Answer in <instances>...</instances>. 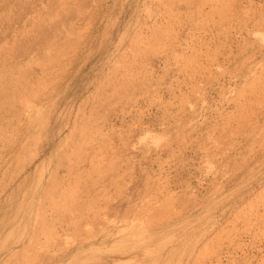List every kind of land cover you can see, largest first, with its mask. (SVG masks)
Listing matches in <instances>:
<instances>
[{
	"label": "rangeland",
	"instance_id": "obj_1",
	"mask_svg": "<svg viewBox=\"0 0 264 264\" xmlns=\"http://www.w3.org/2000/svg\"><path fill=\"white\" fill-rule=\"evenodd\" d=\"M144 3L151 1L0 0V263L10 262L11 255L19 252L26 242V237L16 239L20 233L18 224H24L29 232L41 225L37 210L41 200L50 218L52 203L42 193L50 184L60 156L64 165L53 184L57 185L55 194L62 195L68 187L69 181L66 183L65 179H70L69 175L75 177L76 183H86L90 188L88 201L99 202L101 208L107 204L108 218L100 226L108 227L113 234L105 243L118 239L116 232L124 228L121 222L124 216L130 220L139 213L148 193L158 188L154 179L159 181L160 188L171 189L172 194L184 196V201L190 204L174 221L171 219L156 228L159 235L149 241L147 248L102 254L98 264L123 261L162 264L169 255L168 264L176 263L182 256L181 251L212 225L213 235L222 230L225 238L216 249L218 254L209 256L206 264H264V236L257 235L262 226L258 219L264 218L263 198L258 199L251 214L234 219V226L230 223L235 201L240 196L246 198L254 192L252 189L264 183V144L254 147L249 138L231 133L233 125L227 127L226 121L221 122L224 116L218 109L222 110L225 103L221 88L214 86L204 101L195 100L191 109L185 107L169 94L170 89L177 90L183 78L186 79L181 62L172 54L166 68L161 56L144 61L141 55L146 52L140 44L142 51L130 70L132 82L125 89L119 87L122 73L113 63L124 51L136 53L138 45L131 47L130 39L134 38L136 22L143 18ZM154 10L159 11V6ZM184 36L180 32L178 37ZM239 63L225 65V70H233ZM40 68L45 70V81L44 85L39 83L41 88L36 91L39 84L34 81L38 82L39 78L34 74ZM17 69L18 79L2 86L8 81L3 78L10 79L12 70ZM115 76L119 80H114ZM24 77L33 86L26 85ZM111 82H120V85L118 88L106 86ZM39 92L41 95L37 97ZM23 95L49 117L46 127L27 128L20 109ZM224 107L228 112L233 110L232 106ZM213 123L226 129L227 134L211 133ZM73 124L77 131L71 135ZM82 125H87L83 135L78 129ZM3 128L9 137H2ZM39 135L41 142L36 144L35 137ZM218 135L227 137L226 148L212 142ZM35 145L40 150L38 156L30 163L26 160L21 168L23 153L29 154L32 149L28 151V148ZM250 146L254 147L252 151ZM221 152L231 156L229 160L219 161ZM70 153L75 167L73 174L66 168ZM203 153L211 155V161L219 163L230 174L222 179L219 173L214 179L213 174L207 173ZM13 172L16 176L10 178ZM218 185L220 190L211 197V191ZM61 209L52 216L58 233L75 231V227L61 225L56 219L67 216ZM116 217L119 222L108 225L107 220ZM246 221H257L259 227H245ZM82 224L83 221L79 222ZM13 228L17 230L1 244ZM77 228L80 230L81 226ZM88 248L85 246L82 250L85 252ZM78 252L77 247H72L58 255L54 264H84L69 262Z\"/></svg>",
	"mask_w": 264,
	"mask_h": 264
},
{
	"label": "bare ground",
	"instance_id": "obj_2",
	"mask_svg": "<svg viewBox=\"0 0 264 264\" xmlns=\"http://www.w3.org/2000/svg\"><path fill=\"white\" fill-rule=\"evenodd\" d=\"M145 1H151V3H144L143 18L138 19L136 22V31L133 32L134 38L130 39L131 47L138 45L136 47V53L134 51L132 53L124 51L113 63L114 68L122 73L120 74L122 84L119 87L125 89L129 85L127 83L131 81L129 77L130 70H133L134 64L137 62V54L142 51L140 45H143V50L146 52L145 55H141L144 56V61H148L152 57L156 58V56H161L163 58L164 68H166L170 59L169 55L172 54L181 62V70L186 72V79H188L186 81L183 78L184 81L176 87L177 90L170 89L169 94L173 98L177 99L180 104H184L185 107L191 109L193 108V102L195 100L204 101L206 98L204 96L208 90L218 85L222 91L220 95L225 99V103L221 102L223 109H218L220 114L224 116L221 118V122L226 121L224 125L227 127L228 125H233L235 128L234 130H230L231 133H240V136L244 135L247 140L249 138L250 141L252 140L254 147L264 144V0H258V2L255 0ZM158 6L160 10H154ZM187 24L188 27L186 26ZM187 28H189V31ZM180 32H184L185 36L178 37ZM66 37L69 38V35ZM236 62L240 63L233 70H225ZM225 65L229 66L224 67ZM43 69L40 68V72L34 74L37 80L39 78L38 82L34 81L35 84L40 83L44 85L45 70ZM18 70H12L9 75L11 76L10 79L4 77L3 80L8 81L4 82L2 86H7L9 85L8 83L11 84L12 79H18L16 76L19 73ZM114 80L119 79L115 76ZM222 80L227 81V83H221ZM24 81H26V85L33 86L32 81H27L25 77ZM40 84L37 85L38 88L36 87V91L40 90ZM109 85L118 88L120 82L106 84V86ZM28 86L24 87L28 88ZM104 88L105 85L103 84L102 89ZM26 90L22 91L26 92ZM156 93L158 97H161L158 91ZM40 95L41 92L37 94V97ZM94 97L95 95L92 94L91 98ZM20 103V109H23L25 125H27L28 129H31L35 125L42 128L46 127L49 117L45 115V112L41 108L33 104L31 99L24 95L21 97ZM224 106H232L233 110L231 112L229 111V113ZM216 125L214 124L212 127L211 133L220 132L219 134H227L226 129ZM86 126L82 125L78 128L81 129V135L86 133ZM76 127L73 124L71 135L77 131ZM1 132L2 137H9L8 132L4 128ZM213 141L216 145L221 144L226 148L224 144L227 141V137L224 138V136L221 137L218 135L212 139ZM39 142H41L40 135L35 137V143L37 144ZM254 147L250 146V149L248 148L249 151H252ZM28 151L29 154L25 151V154L23 153L24 156L20 159L21 168L25 165L26 160L30 163L33 158L37 157L40 150L35 145L33 148H28ZM226 155L225 152H221L218 160L225 161L227 158L229 160L231 156L228 157ZM71 156V153L67 155L68 165H66V168L69 174H73L75 168L72 166ZM202 160L206 161L208 167L207 173L213 174L214 179H217L216 176L219 173L222 179L230 174L229 170L221 169L219 163L211 161V155L203 153ZM63 165L60 156L57 157L55 171H52L50 184L45 187L42 193L43 198L52 203L53 209H51L50 218L46 216L45 203L41 200L37 205V210L39 211L38 222H41V225L29 232L24 224H18L20 233H17L16 239L20 241L26 237V242H24L25 244L19 252L16 251L11 255L10 262H1L0 264H54V260L57 259L56 257L58 255L65 253L72 247H77L79 252L71 257L70 263L81 261L84 264H98L102 254L114 252L124 253L131 249L147 248L149 241L152 238H157L159 235L156 228H160L168 223L169 220L181 216L185 207L190 206L186 202L188 200L184 201L186 199L184 196L172 194L171 189L160 188L161 184L154 179V184L156 183L158 188L148 193L149 196L146 198L142 208L139 209V213L137 215L135 214V217L130 220L124 216L121 219V222L124 223V228L121 227L116 232L118 239L110 243H105L113 234L111 231H108V227L100 226V222L108 218L105 214L108 212L107 204L105 207L103 206L104 208H101L99 202L95 203L94 200L92 202L88 201L90 188L86 183H76L75 177L69 175L70 179H65L66 183L69 181L68 187L62 192V195L57 196L55 194L57 185L54 186L53 184L57 179L59 169ZM15 173L13 172L10 178ZM69 187L71 190L68 189ZM220 188L219 185L215 186L214 190L210 193L212 195L211 197ZM147 190L149 191V189ZM252 190L254 192L251 191L250 196L247 195L246 198L240 196L239 200L235 201L236 205L234 203L233 207H236V209L231 212L234 218L230 220L232 226L235 225L234 222L239 217L247 215L248 213L251 214L255 210V203L258 202L259 198L262 197L264 200V183L259 184ZM257 191L259 193H255ZM80 194L82 195L80 196ZM60 209L65 211L67 216L62 219L57 217L56 219L62 222L61 225L67 223L75 227V231L66 230L58 233L57 223H55L56 221H54L52 216L55 211ZM262 217L258 219V222L263 226H260L262 227L261 229L256 224L257 221H246L244 222L245 227L257 225L259 227L258 231H261L257 235L261 236L262 234L264 236V218ZM82 221L84 224L79 225V222ZM107 222H109L108 225H116L119 219L117 217L110 218ZM76 226H81V229H76ZM16 230L17 228L6 234L4 239L1 238V244L13 235ZM213 232L214 225L210 229L205 228L204 232L194 240L191 246L181 251V255L184 258L181 256L173 264H206L209 256L212 257L214 254H218L219 250L216 249H218L222 240L225 238L223 236L224 231L221 230L214 235ZM95 242L98 243L97 246L93 245ZM85 246H89V248L84 252L82 249ZM170 260L169 255L164 259L162 264H168ZM117 264H131V262L123 261Z\"/></svg>",
	"mask_w": 264,
	"mask_h": 264
}]
</instances>
